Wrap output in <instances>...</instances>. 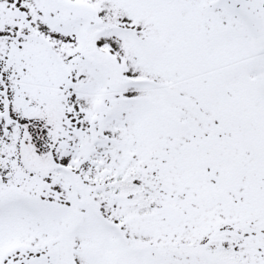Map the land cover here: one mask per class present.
I'll return each instance as SVG.
<instances>
[{
    "label": "snow or ice",
    "instance_id": "1",
    "mask_svg": "<svg viewBox=\"0 0 264 264\" xmlns=\"http://www.w3.org/2000/svg\"><path fill=\"white\" fill-rule=\"evenodd\" d=\"M0 264H264V0H0Z\"/></svg>",
    "mask_w": 264,
    "mask_h": 264
}]
</instances>
